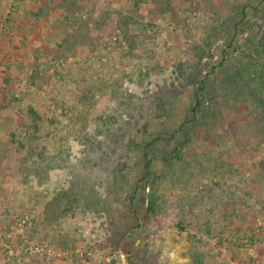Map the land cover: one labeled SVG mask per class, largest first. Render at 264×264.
Instances as JSON below:
<instances>
[{
    "label": "rangeland",
    "instance_id": "1",
    "mask_svg": "<svg viewBox=\"0 0 264 264\" xmlns=\"http://www.w3.org/2000/svg\"><path fill=\"white\" fill-rule=\"evenodd\" d=\"M263 69L264 0H0V264H264Z\"/></svg>",
    "mask_w": 264,
    "mask_h": 264
},
{
    "label": "trees",
    "instance_id": "2",
    "mask_svg": "<svg viewBox=\"0 0 264 264\" xmlns=\"http://www.w3.org/2000/svg\"><path fill=\"white\" fill-rule=\"evenodd\" d=\"M242 19L245 17V11H242ZM220 65L221 67L224 66L223 61H220ZM260 78L264 81V69L263 71L260 73ZM206 91H207V83L205 80H201L200 82V86L197 87V90L194 93V105L191 107V111L188 114V117L186 119V122L184 124L183 127H186V125H195L196 123H198V113L201 111V106H203V102L204 99L206 97ZM255 93H257V90H254V94H252V96L256 95ZM2 100L5 99V96H1ZM213 97V96H211ZM182 127V128H183ZM189 130L187 129L184 132V137L186 139L187 135H188ZM164 138H155L153 139L151 142H148L147 144H145L144 146H141V149L143 150L144 156L147 157L145 159V163H144V175L141 178V181H143L144 183L146 182H150L151 181V177H152V160L150 158H148L150 156L149 150L151 149V147H153V145L159 141H162ZM187 140V139H186ZM187 141H181V144L177 147L178 150L182 149V144H185ZM138 191V190H137ZM138 192L131 194L129 196V204L130 207H133L132 211L133 214H135L138 218L140 217V210H143L142 214V218L146 219L148 218V216L150 215H154V213H156V207H157V203L156 200L153 196V194H147V197L142 196V197H138ZM148 199V200H147ZM146 201H148V205L146 204ZM131 259V257L129 258V260ZM128 260V261H129Z\"/></svg>",
    "mask_w": 264,
    "mask_h": 264
},
{
    "label": "built area",
    "instance_id": "3",
    "mask_svg": "<svg viewBox=\"0 0 264 264\" xmlns=\"http://www.w3.org/2000/svg\"><path fill=\"white\" fill-rule=\"evenodd\" d=\"M27 217L24 218L23 223H25L27 221ZM255 231L257 233L258 236L263 237L264 238V219L263 218H259L256 225H255ZM12 238L11 234H8L6 236V241L4 240L5 238H0V244L2 245V247L4 248V251L7 252V254H9V258L8 260H12L14 259V257L16 256V251L12 246V242L8 239ZM25 252L30 253V254H34L37 255L39 257H48V258H53V256L55 255V251L54 249H52L50 246L44 244V243H39V242H28L25 245L24 248Z\"/></svg>",
    "mask_w": 264,
    "mask_h": 264
}]
</instances>
